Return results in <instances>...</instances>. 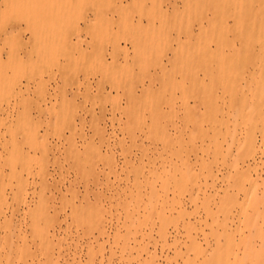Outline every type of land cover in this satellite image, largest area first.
<instances>
[{"label":"rangeland","instance_id":"374dc122","mask_svg":"<svg viewBox=\"0 0 264 264\" xmlns=\"http://www.w3.org/2000/svg\"><path fill=\"white\" fill-rule=\"evenodd\" d=\"M197 1L0 0V219L29 215L14 194L21 147L48 174L46 186L29 191L36 215L46 201L40 228L50 234L38 249L28 232L32 248L20 254L2 242L4 264H264L262 133L241 120L234 131L228 106L243 94L214 112V80L180 69L184 55L195 68L217 50L218 40L201 47L186 36L211 15V7L197 14ZM248 10L262 16L263 36L246 48L228 31L220 50L264 61V0H249ZM72 15L76 29L47 42V29ZM162 18L168 38L154 45L161 59L147 68L131 41ZM248 82L247 94L264 101V78ZM257 106L254 120L264 111ZM4 233L0 226V241Z\"/></svg>","mask_w":264,"mask_h":264},{"label":"bare ground","instance_id":"6f19581e","mask_svg":"<svg viewBox=\"0 0 264 264\" xmlns=\"http://www.w3.org/2000/svg\"><path fill=\"white\" fill-rule=\"evenodd\" d=\"M207 1L208 0L197 1V5L202 4V9L197 13L201 16H206L205 8L211 7L209 8L211 9V15L209 16L207 14V25L202 27L205 29L200 30L197 34L186 29L185 33L189 39H192V35L195 37L197 36L195 43L201 47H209L210 42L218 40L215 42L217 50L212 51L210 57L198 62L195 68L193 67L195 64L193 56L190 54L184 55L180 69L187 74L202 72L204 76H209L214 80L213 84L209 87L211 91L208 93L209 107L213 108L212 110L214 112L221 110L220 108H222V105L226 104V98H234L243 94L242 103H231L228 106L229 110L232 112V123L235 124L234 131H237V123H239L240 120L246 124L247 122H251L256 130L261 131L264 138V111H262L255 120L253 118L256 109L255 107L257 105L261 110H264V101L262 98L254 99L251 95L247 94L248 90L251 91L254 89L250 82H248L246 86H242V81L248 78V76L256 79L264 78V61L262 58L260 60L251 59L256 55H254V53H249L248 51L236 52L235 56L232 55L228 57L220 50L225 43H229V40H227L225 36V33H228V31H231L234 34V38H238L247 48V42H249L250 38H259V36H263V18L262 16L259 17V13H256L255 11L250 12L248 10L249 0H220L221 3L215 7L212 5L206 6L205 3ZM114 7L116 8L117 5L115 4ZM111 13H115V11H112ZM189 16L192 17V15ZM76 21L77 18L72 15L68 22L59 25L58 28H48L46 41L54 44L62 43L64 37L68 35L69 32L76 29L72 28L77 25ZM150 22L151 20H149V23ZM130 24L133 25L130 21L125 22V27H128ZM48 26H53V23L49 22ZM167 26L170 25L166 23L164 18H162L156 29H147L144 32L141 31L143 36L131 41L136 55L137 53H141L140 56L143 59L144 67L149 68L154 62L161 59L160 52L154 50V45L160 43L161 39L168 38L166 32ZM183 28L188 27L184 24ZM94 30H96L94 33L102 35L106 32V28L102 27ZM219 33H221V35ZM43 40L44 39L42 38L37 39L35 45L38 47L42 44ZM62 54L63 57H69L68 51H64ZM110 55L113 60H117V54L115 52H112ZM102 60L103 63L107 61L106 54L105 57L103 56ZM204 89H206V87ZM219 93L221 95H219ZM220 100L222 101V104L219 102ZM149 105L150 107H154V101L151 100ZM223 136V132H220L216 136V142H220V138ZM253 145V140H251L250 146L252 147ZM18 150V168L20 169L21 174L27 171L29 176L28 178H23V175L20 174L19 177H16L18 187L14 194L16 200L20 202L22 206L29 208V215L21 216L18 219L8 217H5L4 220L0 219V226L5 228V233L2 236L0 244L4 242L11 245V247H17V254H20L23 249L26 250L28 248L31 250L32 248V246L29 245L28 232L32 235L34 246L38 249L43 248L45 242L48 241L50 237L49 232H44L43 227L40 228L41 219L46 222L48 221L47 219L42 218V215H45L46 217L48 216V213L44 211L46 201L44 198L40 200L41 204L38 214L36 215L34 211L30 209L31 192L29 191L32 183H39L42 187L46 186L49 183V178L48 174L43 171V169H38L42 164L41 158L34 157L30 159L21 147H19ZM43 152L44 154L47 152L46 148H44ZM254 156L255 154L250 155L252 159ZM155 198L156 196L151 194L149 195L148 201L152 203ZM95 217L96 216L89 219L88 224L96 222ZM37 237L40 238V242H37ZM89 250L91 251V248H89ZM0 264H4V262L0 260ZM6 264L15 263L7 261Z\"/></svg>","mask_w":264,"mask_h":264}]
</instances>
